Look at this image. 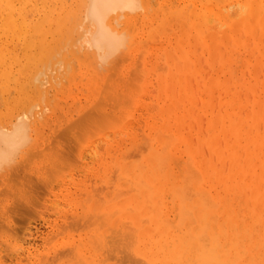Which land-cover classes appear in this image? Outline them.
<instances>
[{
  "label": "rangeland",
  "instance_id": "1",
  "mask_svg": "<svg viewBox=\"0 0 264 264\" xmlns=\"http://www.w3.org/2000/svg\"><path fill=\"white\" fill-rule=\"evenodd\" d=\"M64 1H65L63 2L64 12H62V16L69 15V17L65 21V24L68 26V28H70L74 22L76 23L77 18L73 16L77 14V11L82 10L80 6H83L82 5L83 2L82 0H64ZM198 1L200 3L204 2V0H198ZM142 2H143V8L135 12V14H138V17L135 19L133 26H131V23H127V22H124L122 24V26L130 27L131 30L133 29L134 31H138L137 32L138 34L137 44L132 46L131 52L129 51V53L125 55L126 58L124 59V61L128 59L127 61H125L126 63L122 60L123 59L122 58L120 64L118 63L119 65L117 66V68L113 65L115 69L110 68L111 69L110 70L109 62H106L108 63V64H105L107 65L108 70L104 68L105 65L103 64L104 67L102 65V66H99V68L100 70H102V67H103L104 73L102 71L101 72L98 71V68H96L97 64L95 65L96 60L92 61V59L90 58V56L92 55V58L95 59L94 53L91 52L92 50H90V53L87 51V49H85V47H82V49L84 48L82 50L79 44L78 46L80 48V51L82 50L81 51L82 53L81 54L78 53L79 50H76V52L78 51L77 52L78 54L75 52L74 44H77L74 42L77 39L76 31L74 32L75 36L73 34L74 41L73 39L70 40V43L74 42V44L72 43V44H68L67 46H65V44H67L68 42V41L66 42L67 36H69L67 35L68 33L65 30L66 34H62L61 36V37H64L65 35L62 41L63 43H59V45L57 44V47L55 48L56 49L55 53L56 52L59 53V51H61L60 53L64 55V57L67 55V58L65 59L63 63L59 65L62 69L58 66L57 63L56 65L51 63L49 66L47 65L45 67L46 72L40 75L41 76L40 79L42 80V84H43L42 88L40 86L41 81L40 83L38 82L35 85L33 84L34 83L33 69L31 71L30 76L26 77L25 75H19V77H21L22 79L19 80L17 83L13 81L14 85L12 84L10 87L11 88L10 94H8V91H3L2 85L0 84V117H1L0 119L3 118V121L10 120L11 116L19 112L21 108L22 110H26L28 112L29 109L31 110L30 108L31 103H33L34 105V102L37 104L36 101H38L37 106L39 105V107H35V106L33 107L32 105L33 107L32 110L34 113L37 111L39 112V115H38L39 117H37L39 119L37 122V125H39L38 126L39 128L36 132L37 133L40 132L39 134L32 132L33 136L35 133V137L39 135L38 137L39 144L37 143L38 144L37 146L34 145L35 147L34 146L32 147L31 145L32 149H30L31 150L30 153L34 154L32 155L33 160H31L30 162L32 164H29V166L24 165V164H27L25 162L27 160L25 157H27L28 156L27 154H29L27 153L28 151H30L28 149V151L26 152V156L23 157L25 158V161L23 159L25 163H21V165H18V167L16 166L17 168H15L14 170L12 169L13 172L11 171V169L10 170L8 169V168H13L12 164H14L15 162L16 163L18 162L19 158H21V155H20V157L16 161L11 163L12 167L9 164L8 166L10 167L6 166L4 168V172H3V169L1 170L3 174L0 175V193L2 192L3 193L0 194V201H1L0 202V222H1L0 232L7 229L5 228V226H1L2 223L3 225L5 224L6 226L9 227V229L5 230V232L6 233L7 231L10 232V233L5 234L6 236L2 234L5 232L0 233V242H1L0 243V256H3L2 257L3 259H8L6 255L11 254V251L9 250H12L11 249L12 247L13 248L15 247V249H13L15 251L17 246L18 247L22 245L26 247L29 246V244L27 243L25 244V241H27L33 236L34 238L38 237V239H37V243L36 244L34 243L32 245V250L35 251L36 254L38 255L40 254L39 256L41 260L44 261V262L39 261L38 264H47V263L51 264V263H54L53 262L54 259H56L55 264H65V263L66 264H78L79 262L76 260V257H74V255L71 253L72 250H70L73 247V245L77 243L78 244L82 243L84 244V246L86 244H89L90 248H88L87 250H90L88 254L90 259H92V256L94 255L93 258L94 259L96 258L97 260H99L98 262L99 264H143V261H144V264L145 263L152 264L146 258L139 255L137 252L133 253L131 249V245L134 243L133 240L135 239L134 237L136 236V232H132L133 234L135 233V236L132 235L134 239H132V237L130 236L131 241H129L130 240V238L128 240V237L130 235L129 231H132L134 227L130 224L131 225L130 228H132L130 229L129 225H127L126 223H123L122 221L125 219V221H127V223L129 224V220H130V223L132 221L130 217L136 216V215L142 216V219L146 220L144 219L143 216L147 217L149 210L148 208H146L147 210L143 209L142 206L144 204L140 203V199L142 198V192L144 190L145 192L143 194H147V193L150 194V192L153 193L152 192L153 189L149 191V189H145L144 187L148 183L149 185L153 184L155 181L154 179L155 177L153 178V176H143V178L146 179V181L148 182L146 183L144 180L141 181L142 176H141V179L139 178L140 176H135V174L137 173L136 170L138 169L143 170L147 168V166L145 168L143 167L144 165L147 164V162H150L152 166H156V164L161 163L158 161H160V159L165 157L164 155L166 154L167 151L164 153V150H166L164 148L167 147L168 143H169V146H171L169 147L170 148L169 150L171 151H169L167 148L169 152L168 157H174L173 158V161H174L173 169L171 171L170 176H163V178L160 176L161 178H159L158 181L162 180L164 183H168L169 186H171V189H174V187H177V185L179 186L178 183H180V185L184 183L185 184V185L183 184L185 186L184 190L187 188V190H189V193L187 190H185L187 194L183 193L182 195H189L191 191L193 194V190H196V189L192 190L193 186H195L196 188L199 187L195 182L200 181L202 179V176H200L201 171L198 168V161H205L207 165H209V163L211 162V165L215 168L214 169L212 167V169L214 172H216L215 176H213L216 182L213 183L214 187L211 188V191H214V192L218 191L217 193L218 194L221 193L222 195L227 193V195L231 199L230 194H228V191L226 192L225 190L229 187V185L231 184V181L237 178L236 179L238 180L237 184H240L236 188L237 189V192H236L237 199L239 198L240 200L245 201L240 206H237L238 216L242 218V221L245 224L247 231L259 232L261 229H264V205L261 206L257 204L255 206L254 203H252V197H251L252 191L248 189V185H246L244 182H241L242 178L239 179L237 176L230 175V170H231L232 162H233V158L231 156V153H233L232 151L233 150L238 151V152L242 151L241 154L236 153V155H238L237 158L239 159L238 163L242 164V166L248 164L249 161L246 155L247 153L245 151H248L249 149H251V147H247V146H249L250 142L254 138H256V135L258 132L264 133V119L258 125L253 122V119H251L254 117H257V118H260L261 116L264 117V102L263 104H261L262 105L261 106L259 105L258 100H257L258 94L264 97V21H263L264 11H262V8L264 9V0H261L259 2V5H258L259 11H257V13L254 12L253 14H250L247 20L241 21L244 17L248 16L250 12L248 7L243 12H238L233 17V21L231 23L234 24V26H233V31L231 32L235 31V33L237 34L238 33L242 34L243 41H242V44L237 49H233V41H231L227 45V47H225V44L221 46L222 48L221 51H223L225 60L228 61V63H226V61L225 62L218 61L219 63L217 61H215V63L211 62V55H210L211 52L208 48H206V45H204L202 41L200 40L202 38V39H209V43L217 42V41L212 40L209 37H206V34L209 35L211 32H216V35L214 34L216 36L215 38H218V40L221 41L222 39H224V37L222 36L226 34L225 30H228L230 28L229 25L223 24L219 18L213 15V17L209 19L206 27L202 28L199 26L196 29H193V32L190 35L191 44L188 43L189 41H188L187 36L182 35L181 42H180V39L177 38L178 34L181 32L180 31L181 22L179 23L176 20L175 21L176 23H174V19H175L174 17L172 18L170 22V24L173 25L174 27L170 26L169 27L170 30H167L169 35L163 34L164 32L158 29H154L151 32L149 30L148 32L150 33L148 34L146 32L147 31L146 28L147 27L148 29H150L151 27L154 28V26L159 23V22L157 23L156 19L157 20L159 19L158 21H160V19L163 18L164 9L169 10V6L171 4L174 5L175 8L179 6L181 7V5L187 1L186 0H161V1L151 0L150 2L149 0H142ZM151 3L154 4L155 8L156 6L157 7L160 6L162 8L155 10L153 7L152 9H150L152 7V6L150 7ZM163 3L165 4V6L163 5ZM190 3L191 1L188 2V5ZM58 4L59 3H57V5ZM190 5H191L190 6V11H191V8L193 7H192V4ZM71 12H73L72 15H71ZM143 17L145 19H143ZM255 20H256L255 22L256 26L254 23ZM77 21H80L79 18L77 19ZM138 21L139 23L135 24ZM140 23L142 25H140ZM177 23L179 24L178 25L179 28H177L178 27ZM138 25L140 27L139 29H138ZM248 31L254 32V33L248 34ZM135 35H136V32H135ZM145 35H147V39H149L148 40L149 43L148 45H146L148 46L146 55L144 57L141 56L142 62H141V58H139L140 59L139 62H136L137 61L136 58L140 57L138 52H140L142 49L140 46H138V44H140L138 41L142 37H145ZM199 36L201 38H199ZM54 39L55 38H53V36L47 34V41L53 42V44H55L57 42ZM142 39L146 40L144 38ZM56 40H57V37H56ZM183 41H186V42H183ZM144 43L146 44L147 42L145 41ZM23 44L24 42L20 38H13L11 39V44H8V45H11L12 47H16V46L21 47ZM179 44L183 46L178 48L177 46ZM188 44L190 45V47L188 46ZM76 46L75 48L78 49V46L77 47ZM60 47L61 48L64 47L65 49L62 48L61 50ZM156 47H159V49H156ZM150 48L152 50L155 49L158 51L150 54L149 53L151 50ZM180 48H182L181 49L182 51L180 50ZM229 48L230 50L228 52L227 50ZM70 49L73 50V56H75V58L73 59H72L73 56L72 57L68 56V54L70 53ZM144 49H142L143 51L142 54H144L145 52ZM173 50L175 52H173ZM187 51L189 54V58L186 57ZM61 54H59V56L57 55V57L55 56L53 58L54 61L55 59L58 60L59 58H61L62 56ZM87 54L88 55L90 54V56H88ZM176 55L178 56L180 60L177 59ZM146 56L149 60L148 64L151 67L149 69L150 70L149 80L147 82V85L144 87V83L146 81H145V76L143 72L144 70L142 68V65L144 66V59L146 58ZM26 61H27V58H26ZM112 62H110L111 66H112ZM123 62L125 63L124 67H123ZM36 64L35 66H38V64L37 65ZM244 64H245V67H244ZM68 65L69 67L70 66L71 67L69 68ZM74 65L76 66L73 67ZM136 65H138L139 67L137 69L143 70V71L139 70L142 73L139 75V78H137L139 72L137 74L132 73V72H137V69L133 71V67L136 68L137 67ZM257 66L259 67V69H257ZM48 67H50L49 70H48ZM57 67L60 68L61 70L59 69L60 70L59 71ZM14 68L16 69V72H17V69H18L17 65H14ZM116 69L117 71L115 73V76H112L108 81L107 76L109 75L107 74L108 73L110 74L111 71L116 70ZM114 72L115 71H113L112 74ZM119 74H120V77H119ZM133 74L136 76L133 77ZM43 78H47V80L50 79L51 82L44 84ZM128 78L129 80H127ZM120 79L122 80L121 83H120ZM130 81L131 83L133 82V84H131ZM26 82H29L31 88L35 89L33 96L29 97V99H27L26 102H24L20 106H17L15 109H13V111H11V113L8 116H5L6 115L5 113L7 112L6 109L9 107V105L10 106L15 105L16 103L14 99L18 98L20 93L25 91L24 84ZM104 84L108 86L106 87ZM138 84L140 87L135 88V86L136 85L138 86ZM99 86H100V89L98 88ZM104 88H105V91L102 90ZM177 88L179 90H177ZM216 89L218 90L215 91ZM101 90L103 91V93ZM140 90L142 91L140 92ZM40 91H44V92L41 93ZM100 91L102 94L99 96ZM7 95L11 97L10 101L5 100V97ZM184 95L188 97L186 98ZM41 97L43 100H41ZM234 98H236V100H233ZM97 99H98V102L99 100L101 102L102 99H103L102 102L103 103L105 102L104 104L100 102L97 103L101 106L105 105L106 108H104V110H102L103 107L102 109L100 108L101 111L97 110L99 109V108H96L97 104L95 102H97ZM42 101L44 103H42ZM165 104H168L170 106V109L167 105L165 106V111L166 110L171 111L169 113L171 115L170 117H168V114L164 113ZM82 106L85 108L87 107V108L83 110ZM91 108L95 109L94 114L95 113L97 114L98 112L103 113L104 111L106 115V117H104L105 115L101 113L102 117L105 118L104 120L102 119L103 123H100L99 122L100 120L97 121L98 119H96L98 115H100L99 113L98 115H96L95 118H92V119L89 117L90 115H88V117L91 119V122L93 119H96L95 122L97 121V124L100 123L102 126H104V124L106 122L108 123L109 121H110V124L111 123L112 124L109 125V123L108 124L106 123V126L108 125L107 129L103 128L102 126H99L100 124H98L99 127H94L96 123L91 124V126L94 125L92 127L93 129L90 128L91 127L89 126L90 124L89 125L87 124L89 126V128L87 127L88 129L86 127L82 128L81 126H83V124L79 125L81 129L86 128L87 130H90V129L93 130V131H89V133H86L88 135L86 134L84 135L83 133L85 132L81 131V133L83 132L82 133L83 136L86 137V139H83L85 140L86 143L83 142V140L81 141L83 144L81 145L83 146L82 148L78 146L79 144L78 142L80 138V137L77 138L78 137L77 134L79 133L77 130L78 127L74 129L71 127L72 132H70L71 134L68 136L70 137L71 135L72 137L76 136L78 140L77 139L75 140L78 141L77 142L78 144L73 143L74 137H73V140L70 139L72 140V143H73V145H70L72 146L71 148L68 146L67 143H63V145L67 144V150H65L66 153L69 152L68 148H70V152L68 153V155L67 156L64 155V156L65 157L70 156V158H68V161L70 160L71 163L64 161L63 158L61 157L63 156V154H61L60 156V153L61 151H63V149H66V146L63 149H61L62 148L61 142L59 143L58 141H55V139L53 138H55V136L58 137V135L56 134H58L60 129H64L63 127L69 126L70 124L75 122V119L77 117L80 118L81 117L80 114L81 115L83 114L82 111L85 114L86 112L89 111V109L91 110ZM171 108H174V110H172ZM43 109L44 110L47 109V110L43 112L44 111ZM120 111L124 113H121ZM128 112L130 114L132 113L131 117H127L126 114ZM106 113H108L109 116ZM221 114L225 117L226 126H227V129H229V132L228 130H227V133L223 132V135L228 134L227 136L218 135L219 137V139L217 140L218 142H216L215 147H213L209 143V137L212 134V131L208 129V124H210L209 122L212 119L216 118L217 116ZM112 115H115V116H112ZM41 116L43 118H41ZM123 116L126 117L125 120L123 119L124 118ZM57 117L59 120H57ZM85 117L87 116L85 115ZM112 117L113 118L116 117L117 120L120 119L121 121L123 119L124 121L123 122L120 121L121 123L119 121L118 122L116 121V124H115L113 123L115 121H113ZM98 118L100 119V117ZM34 120L35 118L31 117V122H33ZM80 120H82V118ZM105 120L106 122H104ZM178 120L182 121L180 125H179ZM86 121H88V119ZM82 122L84 121L82 120ZM88 122L91 123L90 121ZM129 122L131 125H129ZM151 124H154L156 127H158L161 130V131L159 130L160 133L159 132L157 133L156 131L157 129L153 128ZM76 125L78 124H75L74 127H76ZM61 126L62 128H60ZM178 126L181 127V135L178 134L179 138L177 137ZM233 126L237 129V134L235 135L232 134L230 131V128ZM54 128L56 129L54 130ZM96 128L97 129L99 128V129L96 130ZM94 130L97 131L96 133H98V134L95 133L97 135L95 137L94 135L91 134V132L92 133L95 132ZM31 131H35V130L33 129ZM63 131L61 130L60 132H63ZM68 131H64V132H68ZM73 132H78V133L75 134ZM248 132L249 134H246ZM81 133H79L80 136H81ZM130 133H132V137H130ZM215 133L219 134V131L217 130ZM63 134L64 133H62V135ZM108 134L110 138L105 136ZM110 134L112 135V139H111ZM47 135L49 136L46 138ZM64 136L66 135H63V137ZM35 137H33L32 141H34ZM84 137H81V138H84ZM147 138H149L148 141L146 140ZM59 139H60L59 141L63 140L62 138H59ZM100 139L101 140L104 139L101 141L104 146L103 147L104 151L107 146V145H104V143H106L105 141L106 139L113 140V141L117 140L120 143L117 146V148L113 150L112 157L114 158H111L110 160H113L116 166L118 167L121 166L122 172L117 171L118 168H116L115 164L113 163L111 167L112 170L110 171V173H108V175L110 174V176L108 175L103 176L102 174L97 176V175H93V172L89 171V168L92 167L91 165L95 163V167H97L98 165L96 164L99 163V160L97 162L94 159L95 157L94 153L91 152L89 148L90 143L95 140L99 141ZM137 141L139 142L145 141L147 142L146 143L147 145H152V147L154 148L152 147L147 148V150L149 151L152 149H154V151L161 150L162 157H159L157 159L158 160L157 163H156L155 158L150 157L149 155L146 154L147 150H144V149H145V146L146 147L148 146L144 145L145 143L142 144V142H141V145L138 146V144L140 143H137ZM51 142H58L61 146H59V144L56 143L57 145L56 147H59V148H56L54 146V143L52 145ZM175 142L177 144V148L174 150L173 148H174ZM164 144H167V145L165 146ZM229 144H232L234 146L233 150H229V147H228ZM46 145H49V147H47ZM142 146L144 147L143 150H142ZM44 147H45V150H44ZM138 147H141V148L139 149ZM48 148L49 149L52 148V149L49 151ZM76 148H79L78 150L79 152L77 151ZM39 149L44 150L43 153ZM58 149L60 151L59 154H58L59 152ZM38 150L41 152L39 153L40 157L39 155L36 154ZM46 150L48 154L45 153ZM104 151H102L103 152L102 154H98L99 158L96 154L97 159H100L101 156L106 155L104 154ZM143 151L145 153H143ZM142 153L144 155H142ZM50 154L53 157V159L51 158ZM88 155H90V158ZM91 155L93 156L91 157ZM260 155H264V144H263L262 152L260 153ZM54 158H55V161H54ZM122 158H124L126 161L125 160L123 161ZM30 159L31 158H29V160ZM52 161H54V165L56 166L57 165L64 166L65 169H68V168L69 169L66 170L65 172L64 168L61 167L62 169L59 171L60 167L57 169L53 165ZM88 163H91V164L87 166ZM190 163L192 165H190ZM250 164H251L249 167L250 169L252 170L256 169V171L251 176H253V178L261 176L262 185L258 191V196H264V160L250 163ZM71 165L72 167H70ZM192 166L196 168L195 170H198L197 172L194 171L195 174L193 173L194 169H192L193 168ZM114 167L117 170H114L113 169ZM46 168L48 171L50 169L51 173H52V169L54 171H56V169L58 170L57 172L59 173L57 177H56L57 172L56 173L53 172L55 173V175L52 174L55 176V178H57L56 181H54V178H52V181L54 182L47 181L52 176H50L51 174L48 171L47 172L49 173V175L47 174ZM129 168L130 169L134 168V171L131 170L132 171L131 172ZM6 169H8L7 172H6ZM162 170L164 171V169H161V171ZM173 170H174V173H176L175 175L173 173ZM9 172L13 173V175L9 176ZM15 172L18 173L20 176H17ZM77 172L79 176H76ZM113 173H116V176ZM118 173H120L119 176H117ZM121 173L124 174V176H122ZM126 173H130V175L129 174L128 175L131 176V178L125 177V175L128 176ZM151 173L154 174V172H151ZM218 173H221L224 176H216ZM87 174L90 176L87 177L86 176ZM192 174H193V177H192ZM196 175H197V179H196ZM241 176H243V173L241 174ZM46 177H47V180H46L47 183L45 185L43 181L46 179ZM180 178L183 179L182 181L180 180L181 182L179 181ZM249 178L251 180V177ZM18 179L24 182L18 181ZM74 180L77 181V184H80L79 182H82L78 187L79 189H82V190L79 191L80 194L77 196L75 201L73 198H71L70 200L72 202L67 203V196H68L67 194L70 193L68 192V190H72V192H75V190L77 189L76 185H72V188H69V184L73 182ZM187 180L188 182H186ZM193 180H195L194 181L195 185L193 183ZM158 181H155V182L157 183ZM20 182H22V184ZM49 182H51V184ZM63 183H65V185ZM144 183L146 184L144 185ZM138 184L142 185L143 187L141 188L142 190L140 189V187L137 186ZM155 184H154V187L150 185L151 186L150 188H154L155 190H158L155 187ZM36 185H39V186H36ZM50 185L51 187H47ZM190 185L192 186L191 190H190ZM180 187L181 186H179V188ZM183 187H181L178 190H182ZM47 188H50L51 190ZM138 188L140 190H138ZM5 189L6 190L8 189V191L4 193ZM162 190L163 189L160 188V190L158 191L162 192ZM9 191H11L10 193H12L10 194L9 197L8 195L7 196L3 195V194H8ZM26 191H28L29 195L26 193ZM49 191H51L52 193ZM183 191H180V193ZM198 194L199 193L197 192V195ZM201 194H199V196ZM195 195L196 194L194 191V194L192 195V197ZM186 197L192 198L190 196L189 197L186 196ZM112 198L115 201H113ZM170 198L171 196H169L168 201L170 200L172 201V199ZM198 198L199 197L197 196V198L194 197L193 199L195 200ZM135 200L136 202H134ZM15 204H17V206ZM131 204H133L135 208L137 207V209L138 208L140 209L141 207L140 211L137 210L138 212L136 211L134 212L135 209L132 208L133 206L131 207ZM9 205L13 207V209L11 208L12 210H9L10 209ZM120 205L123 206V208L121 209H125L126 207L128 208L131 207L132 211L122 210L127 215L123 217L122 211L120 209L119 210V212L121 211L120 214H117V211H116L114 215L112 213L113 210L118 208V206ZM213 207L216 209L219 208L217 204H214ZM105 210L106 212L108 211L109 214L108 212L106 213ZM252 213H254L257 220L252 219V216H251ZM170 214H171L170 215L171 217L172 215H174L172 218H176L175 212H171ZM261 216H263V218ZM48 222H53V226H50ZM121 222L124 225L119 224ZM146 222L147 221L145 222L143 221L144 224H146ZM44 223L46 224L45 225L46 227L44 226ZM149 224H150V221H149ZM146 225H148V222ZM39 227H40V229H38L39 232L35 231ZM123 228H126V229H123ZM34 231L38 233H35ZM7 235H9L10 237H8ZM113 235H115V237ZM125 235L127 236L125 237ZM42 238H44V240H42ZM117 239H119L118 243L116 242ZM19 240L20 241L25 240V241L20 242ZM105 240L107 241V244L105 243ZM113 240L115 241L113 242ZM128 242H131L130 246L127 245ZM94 243L97 244L96 247L102 248L101 250L102 254H101L100 249L97 250L96 248L97 251L95 250ZM112 243L114 244L116 243V244L113 246ZM4 244L6 245L3 246ZM103 244H106V246H102ZM9 245H11V247H9ZM119 246L122 249V251L119 248ZM48 251L50 254H47ZM69 254H72V256ZM50 257L53 258V259L52 258L50 259L52 260L51 263H49ZM125 258L127 259L125 260ZM145 260L147 261L145 262ZM24 261L25 263L28 262V260H25V259ZM82 264H89V263H82Z\"/></svg>",
  "mask_w": 264,
  "mask_h": 264
},
{
  "label": "bare ground",
  "instance_id": "2",
  "mask_svg": "<svg viewBox=\"0 0 264 264\" xmlns=\"http://www.w3.org/2000/svg\"><path fill=\"white\" fill-rule=\"evenodd\" d=\"M149 1L151 2V0H149ZM186 1L187 2H184L181 5V7L179 6V7L175 8L174 5L171 4L169 6V10L164 9L163 18H161L160 21H158L159 19L158 20L156 19L157 23L158 22L159 23L158 24L156 23L157 25H155L154 28L151 27L152 29L151 28L148 29V27H147L146 28L147 31L146 30L145 31L149 34L154 29H158L160 31H163L164 32L163 34L169 35L167 30H170L169 27L173 26L170 24V22H171L172 18L174 17L175 18L174 23H176L175 22L176 20L179 23L181 22V30H180L181 32L178 34L177 38H179L180 42H181L182 35L187 36L188 41H189L188 43L191 44L190 35L192 34L193 29H196L199 26L202 28L206 27L209 19H211L214 15L217 18H219L223 24H227L230 26V28L228 30H225L226 34L222 36V37H224V39H222L221 41H219L218 38H215L216 32H211L209 35L206 34V37H209L212 40L217 41L214 43H209V39H202L199 36V38H201L200 41H202V43L204 45H206V48H208L211 52L210 53L211 62L215 63V61H217V62L218 61L219 62H225L226 61L225 57H224V53H223V51H221L222 45L225 44V47H227V45L231 41H233V49H237L242 44V41H243L242 40L243 39L242 34H239V33L237 34V33H235V31L231 32V31H233V26H234V24L231 23L233 21V17L238 12H243L248 7L250 12H249L248 16L244 17L241 21L247 20V18L250 16V14H253L254 12L257 13V11H259L258 5H259V2L261 0H204L203 3H200L198 0H189V1H191L190 4H192V7H193V8H191V11H190L191 5L190 4L188 5V2H189L188 0H186ZM205 1H207V2H205ZM63 2H65V1L64 0H0V84L2 85L3 91H8V94H10V91H11L10 87L13 84V81L15 83H17L19 80H21L22 78L19 77V75H25L26 77L30 76L32 69H33V74H34V79H33L34 83L33 84L35 85L36 83H38V82L40 83V81H41V83H40L41 85L40 84L39 85L42 88L43 84H42V80L40 79V77H41L40 75L44 74L46 72L45 67L47 65L49 66L51 63H53L55 65L57 63L59 66L67 58V55L64 57V55H62L60 53L61 51H59V53L58 52L55 53V51H56L55 48L57 47V44L59 45V43H63L62 41H63V38L65 37V35H64V37H61L62 34H66V32L68 33L67 35H69V36H67V40H66V42L68 41L67 44H65L66 42L64 43L65 46H67L68 44H72V43L74 44V42L77 43V44H74V49H75V52H76V50H79V52L78 51L77 52L80 54L82 53L81 51L84 49V48L82 49V47H85V49H87V51L89 53H90V50H92L91 52L94 53L95 59L92 58V55L91 56H90V54L89 55L87 54V55L90 56L92 61L96 60V62L94 61L95 65L97 64L96 68H98V71H100V72L102 71L103 73H104V71H103L104 68H106V70H108L107 65H105L108 63H106V62H109V65H110L109 69L114 68V66L117 68V66L121 62V59L123 58L122 60L124 61V59L126 58L125 55L128 54L129 51L131 52V47L134 46L135 44H137V40H138L137 32L138 31H134L133 29H132L133 30L132 31L130 29V27L122 26V24L124 22H127V23H131V26H133L135 19L138 17V14H135V12H137L138 10L143 8L142 0H84V1L82 0L83 6H80L82 10L77 11V14H75L73 16V17H76L77 19L79 18L80 21H77V19H76V23L74 22L70 28H68V26L65 24V21L69 17V15L62 16V12H64L63 11L64 10V3ZM57 3H59V4L57 5ZM152 3L150 5V7L151 6L152 7L151 8L149 7L150 9H152L154 7V4H152ZM163 5L165 6L164 3H163ZM160 8H162V7H160V6H158V7L156 6V8L154 7L155 10L160 9ZM141 11H143V10H141ZM262 11H264L263 8H262ZM72 13L73 12H71V15H72ZM256 17H258V16H256ZM143 19H145V18L143 17ZM255 22H256V20L254 21V23ZM137 23H139V21L136 22L135 24H137ZM140 25H142V24L140 23ZM178 25L179 24L177 23V26ZM255 26H256V23H255ZM139 28L140 27L138 25V29ZM177 28H179V26ZM65 30H66V32H65ZM149 30H150V32H148ZM75 31L77 34V37H76L77 39L75 38L76 40L74 41L73 34ZM135 32H136V35H135ZM69 33H71V34H69ZM251 33H254V32L248 31V34H251ZM47 34L53 36V38H55L54 40L57 43L53 44V42L47 41ZM211 35H213V36H211ZM74 36H75V34H74ZM56 37H57L58 41L56 40ZM13 38H20L24 42V44L21 47H18V46L12 47L11 45H8V44H11V39H13ZM61 38H62V40H61ZM142 38H144L146 40H143ZM142 38L141 39L144 42L146 41L147 43L145 44L141 39H139L138 42L140 44H138V46H140L142 49L145 48L144 49L145 52H144V54H142V52H143L142 49H141V51L139 50L140 52H138V53H139L140 57H138L139 55L137 56L138 58H136L137 59L136 62H139V60H140L139 58H141V56L144 57L146 55V51H147V47H148L146 45H148L149 39H147V35H145V37H142ZM71 39H73L74 42L71 41L72 43H70ZM183 42H186V41H183ZM143 43L146 47L143 45ZM79 44L81 46L80 48L82 49L81 51H80V48L78 46ZM189 44H188V46L190 47ZM76 45L78 46V49L75 48ZM182 46L183 45L179 44L177 47L179 48ZM64 47H62V48L65 49ZM60 48H59V50H60ZM62 48H61V50H62ZM150 49H148V50H150ZM156 49H159V47H156ZM181 49L182 48H180V50ZM229 50H230V48L227 51L229 52ZM156 51H158V50H155V49L152 50L151 49L149 53L152 54ZM173 52H175V51L173 50ZM149 53H148V55H149ZM59 54L62 55V56L60 55L61 58L58 57L59 59L58 60L55 59V61H54L53 58L55 56L57 57V55L59 56ZM186 54H187V56L186 55L185 56L187 58H189L188 51ZM132 55H131V57H132ZM225 55H227V54H225ZM68 56L69 57L73 56V50L72 49H70V53L68 54ZM26 58H27V61H26ZM73 58H75V56H73L72 59ZM85 58H87V57H85ZM222 58H223V60H222ZM177 59L180 60L178 58V56H177ZM127 60H125V61H127ZM112 61L113 62L116 61L117 63L116 62L113 63ZM110 62H112V66H111ZM124 62H123V67H124V64L126 63V62L125 63ZM141 62H142V58H141ZM148 62H149V60L146 56V58L144 59V66L142 65V68L144 71L141 69H137L139 67H138V65H136L137 67L136 68L133 67V71L137 69V72H132L135 74H137L139 72L137 78H139V75L142 74L139 70L144 72L145 81H146L144 83V87L147 85V82H148L149 77H150L149 76V72H150L149 69L151 66L148 64ZM36 63L38 64V66H35ZM226 63H228V61H226ZM103 64L105 65V67ZM245 64H244V67H245ZM14 65H17V67H18L17 72H16V69L14 68ZM55 65H54V67H55ZM69 65H68V67H69ZM102 65L104 68L102 67V70H100L99 66H102ZM33 66H34V68H33ZM61 66H63V65H61ZM75 66L76 65H74L73 67H75ZM49 68L50 67H48V70H49ZM60 68H58V70ZM119 68H121V67H119ZM257 69H259L258 66H257ZM131 70H132V68H131ZM113 71H115V72L112 74ZM113 71H111L110 74L109 73L107 74V75H109V76H107L108 81L112 76H115L117 69L113 70ZM134 76H136V75L133 74V77ZM69 77H70V75H69ZM119 77H120V74H119ZM43 80H44V82H43L44 84L51 82V80L50 79L47 80V78H43ZM107 80H106V82H107ZM127 80H129V78ZM142 80H143V78H142ZM121 81L122 80L120 79V83H121ZM58 82H60V81H58ZM130 83H131V81H130ZM131 84H133V82ZM139 84H138V86L136 85L135 88L140 87ZM101 85H102V83H101ZM24 87H25L24 88L25 91L21 92L20 95L18 96V98L14 99L15 103H16L15 105H12V106L9 105V107L6 109L7 112L5 113L6 114L5 116H8L11 113V111H13V109H15L17 106H20L24 102H26V100L29 99V97L33 96L35 89L31 88L30 83L26 82L24 84ZM57 88H56V90H57ZM98 88L100 89V86ZM105 88L102 90L105 91ZM36 89H37V87H36ZM177 90H179V89L177 88ZM217 90L218 89H216L215 91H217ZM101 91H100L99 96L103 93V91H102V93H101ZM141 91L142 90H140V92ZM40 92L43 93L44 91H40ZM177 92H179V91H177ZM5 100L10 101L11 97L9 95H7L5 97ZM41 100H43L42 97H41ZM102 100H101V102L99 100V102L103 103ZM233 100H236V98H234ZM257 100H258L259 105H261L264 102V97H262V96H260V94H258ZM36 102L38 104V101H36ZM99 102L97 99V102H95V103L97 104ZM42 103H44V102L42 101ZM37 104L35 102H34V105H33V103H31V105H30L31 110L29 109L28 112L26 110H22V108H21V110L19 112H17L16 114H13L11 116L10 120L3 121V118L0 119V172L2 169L4 172V168L6 166H8L9 164L11 167L13 165V168H8L9 170L11 169V171H12V169L14 170L15 168H17L18 165H21V163L26 162L27 164H24V165H27V166H29V164H32L30 162H31V160H33L32 155H34V154L30 153L31 152L30 149H32V147L34 145L37 146L39 144V142H38L39 135L35 137V133H37L36 131L39 128L38 127L39 125H37V122L39 120L37 118V117H39L38 116L39 112L37 111L34 113L32 110V108L34 106L39 107V105L37 106ZM32 105H33V107H32ZM166 105L170 109V106L168 104H165L164 105V113L168 114V117H170L171 115L169 113L171 111H169V110L165 111ZM100 106L101 105L97 104L96 108H99V109H97L98 111L100 110V108L102 109V107H103L102 110H104V108H106L105 105H103L101 107ZM24 107H23V109H24ZM86 108L83 107V110H85ZM94 108H91V110L89 109L90 112L88 111L85 114L82 111L83 114L82 115L80 114L81 117L80 116H79L80 118L77 117L75 119V122L72 121L73 123L70 124L69 126L63 127L64 129H60V128H62L63 125L59 128L60 131L61 130L62 131L63 130L68 131L69 130L68 131L69 133L64 132V131L63 132L59 131L58 134H56V135H58V137L55 136V138H53V139H55V141H58L59 143L61 142L62 146L58 142H51L52 145L54 143L55 147L57 146L56 143H58L59 146L62 147L61 149H63L66 146V149H63V151H61V153L58 149V151H59L58 154L60 153V156H61V154H63V156L64 155L67 156L68 153L70 152V148L72 147L70 145H73V143L76 144L78 142L77 138H79V137L80 138H79L78 143L80 145L78 143L77 144L79 147L82 148L83 146H81V145H83V144L81 141L83 139H86V137H84L83 134L85 135L86 133H89V131H93L91 129H93L92 127L94 125L91 126V124L92 123L97 124V121H99V120H100L99 121L100 123H103V120L105 119L104 117H106L105 112L104 111H103V113L98 112L100 115H98V113L94 114V112H95ZM92 109H94V110H92ZM171 109L174 110V108H171ZM46 110H44L43 112H45ZM91 111L93 114L91 113ZM101 113L105 116L102 117ZM121 113H124V112H121ZM106 114H108V113H106ZM131 114L128 112L126 115H127V117H131ZM85 115L87 117H85ZM88 115H90L89 117L91 119L95 118L96 115H98V117H100V119L97 117L96 119H98V120L96 122H95L96 119H93L94 121L92 120V122H91V119L88 117ZM120 115H122V114H120ZM108 116H109V114H108ZM108 116H107V118H108ZM112 116H115V115H112ZM31 117L35 118V120L33 122H31ZM58 117H57V120H59ZM83 117L85 120L83 119ZM41 118H43V117L41 116ZM81 118L84 122H82V120H80ZM86 118L91 123L86 121L87 120ZM109 119H111V118H109ZM123 119L125 120L126 117H124ZM123 119L121 121L120 119L117 120L116 117H114L113 121H115V122H113V121L112 122L116 124V121L117 122L118 121L123 122L124 121ZM251 119H253V122L258 125L264 119V117L263 116H261L260 118L254 117ZM101 120H102V122H101ZM104 122H106V120ZM178 122H179V125H180V123H182L181 120H178ZM100 123H98V124H100ZM106 123L104 124L105 127L102 126L101 124L99 126H102L103 128L107 129L108 125L106 126ZM108 123H109V125L112 124V123L110 124V121ZM149 123H150V121H149ZM209 123L210 124H208V129L210 131H212V134L209 137V143L211 146L215 147V144H216V142H218L217 140L219 139L218 135H223V132L227 133V130L229 132V129H227L226 120L222 114L217 116L216 118L212 119ZM75 124H78V125H76V127H74ZM82 124H83V126H81L82 128H84V127L89 128V126H91L90 127L91 129L90 130H87L88 128L87 129L86 128L81 129V127L79 125H82ZM85 124L86 125L90 124V125L86 126ZM96 124L94 127H99L98 124L97 125ZM129 125H131L130 122H129ZM151 126L155 129H157L156 130L157 133L158 132L160 133L161 130L158 127H156L154 124H151ZM71 127L73 129L78 127L79 129L77 128V130L79 133H81V131H83L85 133L82 132L83 134L81 133V136H80V134L78 132H73L75 134H77V133L79 134V135L77 134V136H78L77 138H76V136H73L74 137V140H73L72 135H71V137L68 136L71 134L70 132H72ZM33 129L35 131H31ZM55 129L56 128H54V130ZM98 129L96 128V130H98ZM217 130L219 131V134L215 133ZM230 131L234 135L237 134V129L234 126L230 128ZM32 132H35L34 136L32 135ZM96 132L97 131H95L93 133L91 132V134L94 135V137H95V136H97L96 134H98ZM39 133H37V134H39ZM62 133H64L63 135H66V136L63 137ZM178 134L181 135V127L180 126H178V128H177V137L179 136ZM246 134H249V132ZM86 135H88V134H86ZM227 135L228 134L223 135V136H227ZM48 136L49 135H47L46 138ZM105 136L109 137V134L105 135ZM33 137H35L34 141H32ZM65 137H67V138H65ZM81 137H84V138H81ZM130 137H132V133H130ZM59 138H62L63 140L59 141L60 140ZM66 139H68L69 141ZM70 139H72L74 142L72 143V140H70ZM75 139H77V140H75ZM111 139H112V135H111ZM148 139L149 138H147L146 140L148 141ZM102 140H104V139H102ZM102 140L100 139L99 141L98 140L92 141L90 143V146H89L91 152L94 153V156H95L94 159L97 162L99 160V163L96 164L98 166L95 167V163H94L93 165H91L92 167L89 168V171L93 172V175H97V176H99L100 174H102L103 176L104 175L107 176L108 173H110V171L112 170V168H111L112 165L115 164V162L113 160H110L111 158H114V157H112L113 156L112 155L113 150H115L117 148V146L120 144L117 140L113 141V140L106 139L105 140L106 143H104V145H107V146H106V149L104 151L103 150L104 146L101 142ZM139 141H137V143H140V144H138V146L141 145V142H142V141L141 142H139ZM83 142H85V140H83ZM63 143H67L68 146L70 147V148H68V150H69L68 153H66V151H65V150H67V144L63 145ZM146 143L147 142H145V141L142 142V144H144V145H147ZM148 144H150V143H148ZM151 144H153V143H151ZM263 144H264V133L258 132L256 135V138H254L250 142V145L247 146V147H251V149H249L248 151H245L247 154L244 153L247 155L248 161H249V163L244 165V166H242V164L238 163L239 159L237 158L238 155H236V153L241 154L242 151H240V152L235 151V150H233L234 146L232 144L228 145L229 150H233L232 151L233 153H231V156L233 158V162H232V167L230 170V175L237 176L239 179L242 178L241 182H244L246 185H248V189H250V191H252V193H251L252 194V196H251L252 197V203H254L255 206L257 204H259L261 206L264 205V196H258V191L261 188L262 180H261V176L253 178V176H251V175L256 171V169L252 170L249 167L251 165L250 163H254V162L264 160V155H260V153L262 152ZM31 145H32V147H31ZM164 145L166 146L167 144H164ZM170 145H172V144H170ZM46 146L49 147V145H46ZM147 146L148 147L145 146V149L142 146V150L143 149L147 150V148L152 147V145H147ZM75 147H76V145H75ZM169 147H171V146H169V143H168L167 147L164 148V149H166V150H164V153L167 151L166 154L167 153L168 154H167V156H166V154L165 155L163 154L165 157L163 156L164 158L160 159V161H158L157 159L159 157H162L161 150L160 151L155 150L156 152L154 151V149H152L150 151L147 150L146 154L149 155L150 157L155 158L156 163H157V161L161 162V163H159L161 166L159 164H156V166H152L150 162H147V164L143 166L144 168L147 166V168H145L143 170H140V169L136 170L137 173L135 174V172H134L135 176H140L139 177L140 179L142 176L141 181L144 180L146 183H148V182L146 181V179L143 178V176H153V178L155 177L154 178L155 181H158L159 178H161V177L163 178V176H170L171 171L173 169V165H174V161H173L174 157H168V155H169L168 150L170 149ZM56 148H59V147H56ZM138 148L140 149L141 147H138ZM152 148H154V147H152ZM167 148H168V150H167ZM176 148H177V144L175 142L173 149L175 150ZM28 149L30 151H28ZM51 149H49V151ZM76 149H77V151L79 150V148H76ZM101 149H102V151H104V154H106V155L103 154L104 156H101L100 159H97L96 154L98 156V154L103 153L101 151ZM39 150H41V149H39ZM39 150L37 151V153L36 152L35 153L37 155H39V157H40L39 153H41V152L43 153V151L45 150V147H44V150H41V152ZM258 150H259V152H258ZM169 151H171V150H169ZM26 152L29 154H27L28 156L25 157L27 159L25 161V158H23V157L26 156ZM62 152H64V153H62ZM153 152H155V153H153ZM45 153H47V150L45 151ZM143 153H145V152L143 151ZM143 153H142V155H144ZM148 153H150V154H148ZM20 155H21V158H19ZM30 155H31V157H30ZM56 155H57V153H56ZM50 156H51V154H50ZM63 156H61V157L63 158L64 161L71 163L70 160L68 161V158H70V156L69 157L64 156L65 158ZM88 156L90 158V155H88ZM92 156L93 155H91V157ZM18 158H19L18 162L20 164L18 162L17 163L15 162L14 164L11 165V163L16 161ZM29 158H31V159L29 160ZM33 158H34V156H33ZM51 158L53 159L52 156H51ZM98 158H99V156H98ZM23 159L25 162L23 161ZM122 159H123V161L125 160L124 158H122ZM60 160H61V158H60ZM54 161H55V158H54ZM54 161H52L53 165H54ZM207 161H209V160H207ZM67 162H66V164H67ZM142 163H143V161H142ZM89 164H91V163H88L87 166H89ZM139 164H141V163H139ZM157 165H159V166H157ZM190 165H192V164L190 163ZM10 166H8V167H10ZM54 166L57 169L60 167L59 171L62 168H64V170L66 172V170L69 169V168L65 169L64 166H58V165L57 166L54 165ZM66 166H68V165H66ZM55 167H53V168H55ZM70 167H72V165ZM115 167L118 168V170ZM115 167L113 168L114 170L122 172L121 166L118 167L115 164ZM212 167L213 166L211 165V162L209 163V165H207L205 161H198V168L201 171L200 176H202V179L200 181L195 182L199 187L196 188L195 186H193L192 190L196 189V190H193V194H194V191L196 194L193 197H192V195H193L192 191L190 192L189 195H182L183 193L187 194V192L185 191V190H187V188L184 190V188H185L184 183H182L181 185H180V183H178L179 186H181V187L184 186L182 190H178L181 188V187L179 188L178 185H177V187H174V189H171V186H169L168 183H164L162 180L158 181L157 183L154 181L153 184H150L152 187H154V184L156 183L155 187L158 190H160V188L163 189L162 192L161 191L159 192L158 190H155L154 188H150L151 186L149 185V183L148 184L144 183V185L146 184V186L144 187L145 189H149V191H151L153 189L152 190L153 193L150 192V194L149 193L143 194L145 192V190L143 189L144 191L142 192V198L140 199V203L144 204L142 206L143 209L147 210L146 208H148V210H149L148 216L147 217L143 216L144 219H146V220H143L142 216H139V215L131 216L130 219L132 221L130 223V220H129V224H128L127 221H125V219L124 220L122 219L123 220L122 222L129 225V228L131 227V225L134 227L132 231H129L130 235L128 237V240H129L130 236L131 237H132V235L135 236V233L133 234L132 232H136V236L134 237L135 239L132 237V239H134L133 242L135 243V245H134V243L131 245V242H128L130 244L127 243V245H129V246L131 245V249H132L133 253L137 252L139 255L146 258L152 264H264V229H261L259 232H254V231L249 232V231H247V228L245 227V224L243 223L242 218H240L238 216L237 206H240L245 201H242L239 198L237 199V193H236L237 189L236 188H237V186L240 185V184H237V181H238V180H236L237 178L232 180L229 187L225 190L226 192L228 191V194H230L231 199L229 198L227 193L222 195L221 193L218 194L217 193L218 191L217 192L211 191V188L214 187L213 183L216 182L214 177H213V176H215L216 172L213 171ZM119 168H120V170H119ZM160 168L164 169V171L162 170L163 171L162 172ZM8 169H6V172ZM57 169H56V171H54L52 169V173H51L50 169L48 171L46 168V172L47 171L50 172V174H51L50 176H52V177L50 178L48 176L50 179L47 180V177H46V179L45 180L43 179V180L44 181H46V180L52 181V178H54V181H56L57 178H55L54 175L58 171ZM101 169L104 171V173ZM192 169H194L193 173H194V171L195 172L198 171V170H195L196 169L195 167H193ZM131 170L134 171V168L130 169V171ZM117 171H115V172H117ZM48 172H47V174L49 175ZM53 172H55V173H53ZM151 172H154V174H152ZM58 173L59 172H57L56 177L58 176ZM173 173H174V170H173ZM242 173H243V176H241ZM2 174L3 173L1 172L0 175H2ZM15 174L17 176H20L16 172H15ZM52 174H54V175H52ZM113 174L116 176V173H113ZM119 174L120 173H118L117 176H119ZM126 174L130 175V173H126ZM175 174L176 173H174V175ZM10 175L12 176L13 173L9 172V176ZM121 175L124 176V174H122V173H121ZM129 175L128 176L125 175V177L131 178V176H129ZM25 176H27V175H25ZM76 176H79L78 172H77ZM86 176L88 177L90 175L87 174ZM108 176H110V174ZM216 176H224V175H222L221 173H218ZM192 177H193V174H192ZM249 177H251V180ZM74 179H76V178H74ZM196 179H197V175H196ZM175 180H177V179H175ZM180 180L182 181L183 179L180 178L179 181ZM188 180L186 182H188ZM18 181H22V180L18 179ZM29 181H31V180H29ZM41 181H42V179H41ZM44 181H43V183H45V185H46L47 181L46 182H44ZM54 181H52V182H54ZM194 181L195 180H193V183H194ZM22 182H24V181H22ZM22 182H20V183L22 184ZM135 182H136V180H135ZM49 183L51 184V182H49ZM79 183L81 184L82 182H79ZM195 183H194V185H195ZM63 184L65 185V183H63ZM80 184H77V181H75V180L69 184V188H72V185H76L77 189L75 190V192H72V190H68V192H70V193L67 194L68 195L67 196V203L72 202L70 200L71 198H73L74 201L76 200L77 196L80 194L79 191L82 190V189L78 188ZM36 186H39V185H36ZM61 186H63V185H61ZM137 186L140 187V189L143 188L141 184H138ZM147 186H148V188H147ZM47 187H51V185L47 186ZM191 187L192 186L190 185V190H191ZM19 188H21V187H19ZM45 188H46V186H45ZM64 188H65V186H64ZM34 189H36V188H34ZM47 189H50V188H47ZM140 189L138 188V190H140ZM6 191H8V189L7 190L5 189L4 193ZM34 191H36V190H34ZM34 191H33V193H34ZM180 191H183V192L180 193ZM187 191L189 193V190H187ZM196 191L199 194L202 193L201 194L202 196L200 195L201 196L200 197L199 194L197 195ZM10 192L11 191H9L8 194H3V195H6V196L8 195V197H9L10 194H12ZM49 192H51V191H49ZM138 192H140V191H138ZM2 193H0V194H2ZM26 193L28 194V191H26ZM176 193H177V195H176ZM173 195H175V196H173ZM169 196H171L170 199H172V201L171 200L168 201ZM186 196H188V197L190 196L192 198H187ZM197 196L199 198L194 200L193 198L194 197L197 198ZM209 199H210V201H209ZM112 200H113V198H112ZM47 201H48V199H47ZM113 201H115V200H113ZM134 202H136V200ZM134 202H133V204H134ZM133 204H131V207L133 206ZM214 204H217L219 206V208L218 209L214 208L213 207ZM15 205L17 206V204H15ZM32 205H34V204H32ZM131 207H129V208L126 207L125 209H121V208H123V206L120 205V206H118L119 209L116 208L115 210H113L112 213L115 215L116 211H117V214H120V212L122 210H131L132 211ZM11 208L13 209V207H11V206H10V209L8 207L9 210H12ZM132 208L135 209L134 212L135 211L138 212L141 209V207H140V209L139 208L137 209V207L135 208L134 206ZM120 209H121V211L119 212ZM105 212H106V210H105ZM171 212H175L176 218H172L174 215H172V217L170 216ZM108 214H109V212H108ZM122 215H123V217L127 216L123 211H122ZM251 216H252L253 220H257L254 213H252ZM261 217L263 218V216H261ZM143 221L144 222L147 221L148 225H146L147 222H146V224H144ZM149 221H150V224H149ZM122 222L119 224L124 225ZM248 222H249V220H248ZM48 224L50 226H53V222H48ZM45 225L46 224L44 223V226ZM1 226H5V228H7L5 230L9 229V227L6 226L5 224L3 225V223ZM120 227H122V226H120ZM38 229H40V227L37 228V230H35V231L39 232ZM123 229H126V228H123ZM130 229H132V228H130ZM5 230L1 231L0 233L5 232ZM38 232H35V233H38ZM116 232H117V230H116ZM7 233H10V232L7 231ZM7 233L5 232L2 234L5 235ZM9 235H7V236L10 237ZM113 236L115 237V235H113ZM126 236L127 235H125V237ZM107 237H109V236H107ZM11 238H12V236H11ZM122 238H123V236H122ZM1 239H2V237H1ZM37 239H38V237L34 238L32 236L27 241L24 240L25 244L27 243V244H29V246L26 247L23 245L22 246L19 245L20 247L17 246V248L15 250L16 252L13 250V249H15V247L14 248L12 247L11 249L13 250V252H12V250H9V251H11L12 255L11 254H8L9 256L6 255L8 259H3L2 258L3 256H0V264H38L39 261L44 262L43 260H41V258L39 256L40 254L38 255L35 253V251L32 250V245L34 243L35 244L37 243ZM105 239H106V237H105ZM42 240H44V238H42ZM118 240L119 239H117V241H116L117 243H118ZM22 241H20V242H22ZM114 241L115 240H113V242ZM129 241H131V238ZM38 242H40V241H38ZM121 242H122V240H121ZM105 243L107 244L106 240H105ZM77 244L73 245V247H72L73 249L71 248L70 250H72L71 253L74 255V257H76V260L79 262L78 264H82V263L99 264L98 263L99 260H97L96 258L95 259L93 258L94 255L92 256V259H90L89 255H88L90 250H87L88 248H90L89 244H86L85 246L82 243H79L78 245ZM106 244H103L102 246H106ZM112 244L114 246L116 243L115 244L112 243ZM5 245L6 244H4L3 246H5ZM11 245H12V243H11ZM11 245H9V247H11ZM94 246H95V250H96V248H97V250H99V249H100V251L102 250V248L96 247L97 244H95ZM124 246H126V245H124ZM119 248H120V246H119ZM122 248H123V246H122ZM128 249H129V247H128ZM121 251H122V249H121ZM14 252H15V254H14ZM47 254H50L49 251L47 252ZM72 254H69V255L72 256ZM101 254H102V251H101ZM6 256H5V258H6ZM71 256H69V257H71ZM51 258L52 257H50L49 260ZM24 259L28 260V262L25 263ZM73 259H75V258H73ZM126 259L127 258H125V260ZM55 260L56 259H54V261H53L54 263H51L52 260H50L49 263L55 264ZM57 260H59V259H57ZM147 260H145V262ZM137 263H139V262H137ZM143 264H144V261H143ZM145 264H147V263H145Z\"/></svg>",
  "mask_w": 264,
  "mask_h": 264
}]
</instances>
